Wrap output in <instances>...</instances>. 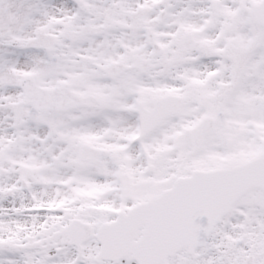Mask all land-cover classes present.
<instances>
[{"label":"snow or ice","instance_id":"6c2138e0","mask_svg":"<svg viewBox=\"0 0 264 264\" xmlns=\"http://www.w3.org/2000/svg\"><path fill=\"white\" fill-rule=\"evenodd\" d=\"M0 264H264V0H0Z\"/></svg>","mask_w":264,"mask_h":264}]
</instances>
